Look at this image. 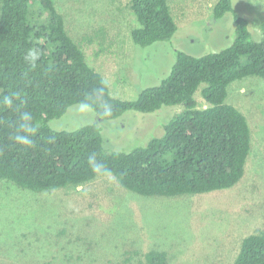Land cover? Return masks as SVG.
<instances>
[{
	"label": "rangeland",
	"instance_id": "rangeland-1",
	"mask_svg": "<svg viewBox=\"0 0 264 264\" xmlns=\"http://www.w3.org/2000/svg\"><path fill=\"white\" fill-rule=\"evenodd\" d=\"M89 64L104 75L114 97L133 101L161 84L177 51L201 57L229 48L232 14L212 16L217 0H169L179 30L171 42L141 48L131 39L138 26L128 0H54ZM261 39L264 0H233ZM1 93V89H0ZM200 108L207 105L200 92ZM230 104L249 121L252 148L243 179L232 189L175 198H145L112 176L77 190L34 193L0 181V263L148 264L150 251L165 252L166 264H234L243 240L264 231V79L247 78L229 88ZM181 110L129 111L99 124L97 114L77 105L50 122L56 131L99 124L110 152H131L164 135ZM148 141V142H147ZM12 184V183H11Z\"/></svg>",
	"mask_w": 264,
	"mask_h": 264
},
{
	"label": "trees",
	"instance_id": "trees-1",
	"mask_svg": "<svg viewBox=\"0 0 264 264\" xmlns=\"http://www.w3.org/2000/svg\"><path fill=\"white\" fill-rule=\"evenodd\" d=\"M128 1L138 24L131 31L136 46L172 41L179 27L169 0ZM227 14L235 22L229 48L201 57L177 51L170 75L128 101L114 97L104 75L89 64L54 0H0V97L22 90L26 104L20 108L30 111L40 126L35 147L21 148L9 138L16 110L0 108V181L43 193L77 190L112 176L121 187L145 198L202 195L235 187L245 175L252 131L244 113L227 102L229 88L247 78L264 79V22L256 41L233 0H217L213 18L221 20ZM31 47L40 50L41 59L38 68L28 72L23 54ZM101 88L103 96L98 97L95 91ZM199 92L205 108L198 105ZM101 100L111 106L110 116L100 112ZM82 101L93 105L99 124L129 111L181 110L164 126L162 137L131 152H110L99 124L74 131L50 126ZM90 155L109 174L94 172L87 162ZM145 258L148 264H166L168 255L153 250ZM234 264H264V231L243 240Z\"/></svg>",
	"mask_w": 264,
	"mask_h": 264
},
{
	"label": "clouds",
	"instance_id": "clouds-1",
	"mask_svg": "<svg viewBox=\"0 0 264 264\" xmlns=\"http://www.w3.org/2000/svg\"><path fill=\"white\" fill-rule=\"evenodd\" d=\"M40 59L41 52L38 48L31 47L24 51L23 60L28 72L35 71L38 68ZM27 74L26 72L25 76ZM95 95L102 97L103 89L96 90ZM25 104L26 100L22 90L10 91L7 95L0 97V108L16 110L17 112V119L9 137L10 140L21 148L31 149L35 147V137H37L40 131V126L34 121L33 114L30 111L21 110L20 105ZM77 107L81 113H88L94 110L93 105L87 101L80 102ZM98 107L104 116L111 115L112 109L109 104L101 100L98 102ZM87 162L94 172L109 174L108 170L97 162L95 155H90Z\"/></svg>",
	"mask_w": 264,
	"mask_h": 264
}]
</instances>
